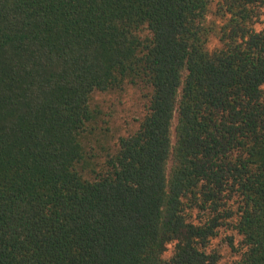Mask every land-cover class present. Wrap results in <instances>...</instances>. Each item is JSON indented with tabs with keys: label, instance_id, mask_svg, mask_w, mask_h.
Wrapping results in <instances>:
<instances>
[{
	"label": "trees",
	"instance_id": "1",
	"mask_svg": "<svg viewBox=\"0 0 264 264\" xmlns=\"http://www.w3.org/2000/svg\"><path fill=\"white\" fill-rule=\"evenodd\" d=\"M263 17L264 0H0V264H217L225 226L237 264H264ZM128 85L145 113L100 162L92 95Z\"/></svg>",
	"mask_w": 264,
	"mask_h": 264
},
{
	"label": "rangeland",
	"instance_id": "2",
	"mask_svg": "<svg viewBox=\"0 0 264 264\" xmlns=\"http://www.w3.org/2000/svg\"><path fill=\"white\" fill-rule=\"evenodd\" d=\"M215 45H218L216 38H210L209 46ZM144 94L145 90L131 85L121 91L93 93L91 103L100 111V115L90 136V142L98 161L102 162L107 152L112 153L115 150L118 137L126 136L137 129L138 121L145 113ZM172 250L173 246L169 245L165 253L166 258L170 256ZM209 250L218 254L217 264H237L241 252V237L231 227H222L211 240Z\"/></svg>",
	"mask_w": 264,
	"mask_h": 264
}]
</instances>
